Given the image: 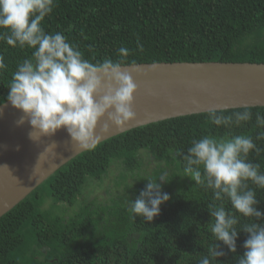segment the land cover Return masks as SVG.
I'll use <instances>...</instances> for the list:
<instances>
[{"label": "trees", "instance_id": "trees-1", "mask_svg": "<svg viewBox=\"0 0 264 264\" xmlns=\"http://www.w3.org/2000/svg\"><path fill=\"white\" fill-rule=\"evenodd\" d=\"M41 26L48 33H63L93 63L118 59L121 46L130 49L123 65L264 62V0H56ZM137 38L143 52L137 50ZM31 52L0 41V56L7 65L0 70V104L7 101L17 64ZM251 110L252 120L240 127H218L206 113L181 116L133 128L80 153L46 180L56 200L72 204L90 184L108 178L111 169L124 182L117 189L111 186L108 201L83 199L90 204L84 203L70 220L48 219L30 193L0 217V264H27L16 259L15 252L28 239L35 251L30 264H198L213 243L208 212L212 194L186 177L182 159L173 156L186 153L191 140L204 135L245 134L255 139V114H264V106ZM255 142L264 149V140ZM248 159L264 170V151L259 156L252 152ZM165 172L168 182L162 191L170 199L160 206V214L152 222L133 218L127 211L128 197L134 200L146 178ZM256 193L257 208L264 212V189ZM247 222L241 218V224ZM246 239L241 231L235 253L221 245L226 256L218 258L220 264H235Z\"/></svg>", "mask_w": 264, "mask_h": 264}, {"label": "clouds", "instance_id": "clouds-1", "mask_svg": "<svg viewBox=\"0 0 264 264\" xmlns=\"http://www.w3.org/2000/svg\"><path fill=\"white\" fill-rule=\"evenodd\" d=\"M55 4L56 0H0V41L13 48L32 49L31 56L19 62L12 73L7 101L22 112L18 123L27 119L40 136L55 135L63 128L70 142L94 148L101 120L103 130L108 131L136 118L134 96L138 85L132 73L140 69L135 61L131 68L122 67L130 55L127 47L118 48L116 60L105 57L93 63L63 33L46 32L41 22L52 13ZM137 50H144L139 38ZM158 67L153 63L147 71ZM6 68L4 57L0 56V70ZM226 111L213 106L206 115L212 124L229 129L253 118L251 106L228 115ZM255 127V139L245 134L219 138L204 135L193 138L186 153L173 156L182 159L186 177L212 194L208 212L213 243L208 245L207 254L199 257L198 264H220L218 258L226 256L221 245L235 253L241 231L247 234L245 251L235 257V264H264V212L257 208L260 200L256 193V189H264V170L259 162L248 159L250 153L259 156L264 151L255 142L264 140V114H255ZM29 135L33 140L40 138L34 137L33 132ZM166 176L165 172L157 178H146L139 195L134 200L128 197L127 211L133 218L152 222L160 214V206L170 199L162 191V184L168 182ZM228 204L230 208L226 207ZM241 218L249 222L241 224Z\"/></svg>", "mask_w": 264, "mask_h": 264}, {"label": "water", "instance_id": "water-1", "mask_svg": "<svg viewBox=\"0 0 264 264\" xmlns=\"http://www.w3.org/2000/svg\"><path fill=\"white\" fill-rule=\"evenodd\" d=\"M138 63L133 72L138 85L134 96L136 118L123 127L96 128V144L150 123L207 113L209 107L236 109L264 106V62H157ZM132 65H122L131 68ZM22 112L10 102L0 104V217L13 209L63 165L89 148L70 142L65 129L55 135L34 131ZM33 132L34 137L30 138ZM55 143V147L53 146Z\"/></svg>", "mask_w": 264, "mask_h": 264}, {"label": "rangeland", "instance_id": "rangeland-1", "mask_svg": "<svg viewBox=\"0 0 264 264\" xmlns=\"http://www.w3.org/2000/svg\"><path fill=\"white\" fill-rule=\"evenodd\" d=\"M148 162L146 163V167ZM154 163L149 164L148 169H152ZM150 172V171H149ZM108 178L98 179L97 182L90 184L87 187V192L83 194L82 198L75 200L72 204L67 202L56 200L50 193V184L48 181H44L32 194V199L38 202V209L45 214L48 219H56L58 217L70 220L76 216L83 208L84 203L89 205L91 201H85L88 196L91 199L97 197L98 202L108 201L111 196L108 191H111V186L116 189L119 188L120 184L124 182L123 177L118 173L117 170L111 169L108 174ZM97 179V178H94ZM104 180V182H103ZM103 182V183H102ZM85 188V186H83ZM95 191L94 194H92ZM35 254L34 246L28 239L26 244H23L20 249L15 252V258L19 261L30 264Z\"/></svg>", "mask_w": 264, "mask_h": 264}]
</instances>
